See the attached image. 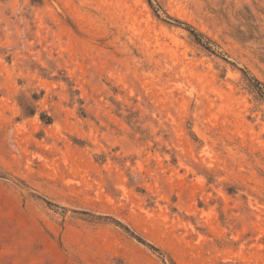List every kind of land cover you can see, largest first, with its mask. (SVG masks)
Here are the masks:
<instances>
[{
    "label": "rangeland",
    "instance_id": "obj_1",
    "mask_svg": "<svg viewBox=\"0 0 264 264\" xmlns=\"http://www.w3.org/2000/svg\"><path fill=\"white\" fill-rule=\"evenodd\" d=\"M153 5L0 0V264H264V0Z\"/></svg>",
    "mask_w": 264,
    "mask_h": 264
},
{
    "label": "trees",
    "instance_id": "obj_2",
    "mask_svg": "<svg viewBox=\"0 0 264 264\" xmlns=\"http://www.w3.org/2000/svg\"><path fill=\"white\" fill-rule=\"evenodd\" d=\"M34 1H38V2H41V0H34ZM150 4V6L153 8L156 16L158 18H160V15L157 13L158 10L155 9L154 5H153V0H147ZM167 18L178 24V25H182L184 23H182L181 21L179 20H176V19H173L171 17H169L167 15ZM167 23V22H166ZM168 24H171V23H168ZM187 28H188V32L190 34V37L193 39L194 43L198 46H200L201 48H203L205 51L211 53L212 55H216V51L215 49L213 48V46H215V44L208 38H206L202 33L198 32L196 29H194L193 27L189 26V25H186ZM243 72V75H244V85H245V89L252 95H254L255 99L259 102H262L264 103V85L259 81L257 80L256 78L252 77L248 72L246 71H242ZM39 98L38 97H35V100H38ZM24 110L26 112V115L27 116H33L36 114V109H32L30 107H28L27 105H24ZM42 119V122L46 125H51L53 123V118L52 117H48L46 115H42L41 117ZM120 224V223H118ZM123 227V225H121ZM124 229L127 231V232H130V230L127 228V227H124ZM132 234V236L134 238H136L139 242L144 243V241L142 240L141 237H139L138 235H134V232H130ZM149 248H151L152 250L156 251V252H160L159 249L155 248L154 246L152 245H147ZM170 262L172 264H175L174 261H172V259H170Z\"/></svg>",
    "mask_w": 264,
    "mask_h": 264
},
{
    "label": "bare ground",
    "instance_id": "obj_3",
    "mask_svg": "<svg viewBox=\"0 0 264 264\" xmlns=\"http://www.w3.org/2000/svg\"><path fill=\"white\" fill-rule=\"evenodd\" d=\"M54 3V2H53ZM57 4V3H56ZM54 6H56V5H54ZM56 8H58L57 10H60V12L62 11L63 12V10L61 9V7L57 4V6H56Z\"/></svg>",
    "mask_w": 264,
    "mask_h": 264
}]
</instances>
